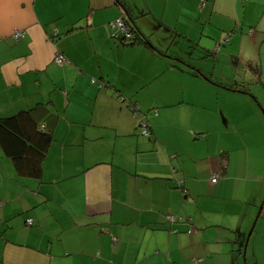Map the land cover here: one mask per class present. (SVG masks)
I'll use <instances>...</instances> for the list:
<instances>
[{
	"label": "crops",
	"instance_id": "obj_1",
	"mask_svg": "<svg viewBox=\"0 0 264 264\" xmlns=\"http://www.w3.org/2000/svg\"><path fill=\"white\" fill-rule=\"evenodd\" d=\"M37 106L40 176L0 147V264H264V0H0V118Z\"/></svg>",
	"mask_w": 264,
	"mask_h": 264
},
{
	"label": "trees",
	"instance_id": "obj_2",
	"mask_svg": "<svg viewBox=\"0 0 264 264\" xmlns=\"http://www.w3.org/2000/svg\"><path fill=\"white\" fill-rule=\"evenodd\" d=\"M126 10V9H124ZM123 20L125 27L130 33V38L126 42L121 35H118L117 39L121 44L130 45L136 42V38L133 36V27L128 23L127 19L122 16L119 17ZM114 38V37H113ZM116 39V37L114 38ZM122 40V41H121ZM234 58V57H233ZM236 59V58H235ZM233 62L234 59H233ZM254 70H257V65H252ZM127 107L132 114L138 113L137 127L139 128L140 136H150V116L156 115V110L150 112H141L137 102L127 103ZM35 108L28 109L27 111H21L15 115L9 117L0 118V147L2 151L15 163V166L19 168V172H22L26 176L38 178L40 176V163L45 155L48 145L51 142V132L49 130L48 121L43 118L35 119L33 116L36 114ZM51 113H48L47 119L52 117ZM143 124L147 125L149 131L148 135L141 134V128ZM216 180H217V174ZM211 183L212 182L210 179ZM165 221L174 223L178 219L175 215L167 214L164 216ZM171 218L173 220H171ZM31 220V219H27ZM26 225H31L27 224Z\"/></svg>",
	"mask_w": 264,
	"mask_h": 264
},
{
	"label": "built area",
	"instance_id": "obj_3",
	"mask_svg": "<svg viewBox=\"0 0 264 264\" xmlns=\"http://www.w3.org/2000/svg\"><path fill=\"white\" fill-rule=\"evenodd\" d=\"M109 26L112 29V36L116 39L118 37V35H121L122 38L124 39V42H126V40L128 41L130 38V33L128 32L127 28L125 27V24L123 22V20L121 18H116L114 21L109 23ZM24 32L22 31H15L11 37L13 40H18L19 38H21L23 36ZM122 41V40H121ZM53 62L59 66L63 65L65 62H67L65 56L61 53H55L53 55ZM149 129V128H148ZM147 129V125L143 124L142 128H141V134L143 135H148L149 131ZM211 181L215 182L216 181V175H213L211 177ZM171 220H173L171 218ZM31 220H27V224H30ZM196 261V260H194Z\"/></svg>",
	"mask_w": 264,
	"mask_h": 264
},
{
	"label": "rangeland",
	"instance_id": "obj_4",
	"mask_svg": "<svg viewBox=\"0 0 264 264\" xmlns=\"http://www.w3.org/2000/svg\"><path fill=\"white\" fill-rule=\"evenodd\" d=\"M184 49H183V48ZM172 50H173V52H175V51H177V50H181L185 55H186V57H188L189 56V54L191 53V52H195V47H191V43L189 42V43H187V41L185 40V41H183L182 39H179V38H177V40L175 41V43H173L172 44ZM211 57V56H210ZM204 66H205V68H206V72H207V74L209 75V76H212L214 79H217V80H221L222 81V77H220L221 76V69H222V65H219V67L214 71V73L212 72V67H213V64L209 61H207L205 64H204ZM225 75V77H227V78H229L230 77V74L226 71L225 73H224ZM254 101V100H253ZM234 102H236L238 105H240L241 104V102L240 101H232V105L234 106V107H236V105H235V103ZM255 103V105H257V103L256 102H254ZM258 106V105H257ZM259 110L261 111V114H262V116L264 117V107H260L259 108ZM219 117H220V120H221V122H222V120H223V116L221 115V114H219ZM192 169H194L195 167H191ZM260 206V205H259ZM259 206H258V208H259ZM254 222V221H253ZM244 253V252H243ZM242 260H243V258H242Z\"/></svg>",
	"mask_w": 264,
	"mask_h": 264
}]
</instances>
